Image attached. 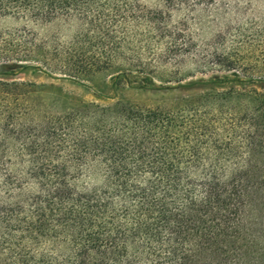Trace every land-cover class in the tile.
<instances>
[{"label":"trees","instance_id":"1","mask_svg":"<svg viewBox=\"0 0 264 264\" xmlns=\"http://www.w3.org/2000/svg\"><path fill=\"white\" fill-rule=\"evenodd\" d=\"M154 1L0 0V16L83 27L25 57L4 42L0 75L43 71L34 56L112 90L105 104L54 92L42 113L36 85L0 79V264H264V77L223 51L186 73L192 38L170 20L245 0Z\"/></svg>","mask_w":264,"mask_h":264},{"label":"rangeland","instance_id":"2","mask_svg":"<svg viewBox=\"0 0 264 264\" xmlns=\"http://www.w3.org/2000/svg\"><path fill=\"white\" fill-rule=\"evenodd\" d=\"M143 4L147 9H155L157 5L154 0H144ZM170 20L172 24L182 23V28L192 38V51L188 53L190 56L181 65L186 73L195 78L202 77L203 74L201 69L197 68L196 62L204 60L209 53L223 51L235 55L242 65H246L248 71H255L254 73H257L255 75L264 77V0H245L231 4L228 10L195 13L189 17L183 12H175ZM82 28V24L76 18L35 22L17 16H0V46L7 41L11 55L15 58L25 57L31 53L35 55L41 53L40 50L45 44L50 49L73 44ZM29 61L28 64L41 66L43 71L15 70L11 75H0V79L36 85L37 88L30 86L28 90H37L38 94L33 103L42 113L49 110L46 105L54 92L102 104L109 102L107 96H112L111 77L108 74H100L91 82L77 83L64 78L65 76L57 74L51 76L45 73L43 64L41 65L34 56ZM167 67L172 68L171 65ZM162 71H157V75L159 76ZM206 75H211V72H207ZM119 93L125 100L143 104L159 103L172 98L170 96H175L169 93L152 94L130 90H121ZM25 101H28L27 98ZM26 103L21 102L17 108L25 111Z\"/></svg>","mask_w":264,"mask_h":264}]
</instances>
